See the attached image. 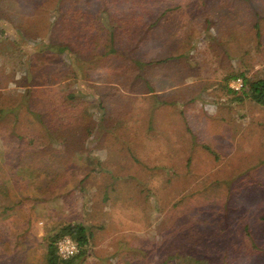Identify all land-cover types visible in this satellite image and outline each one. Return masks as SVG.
<instances>
[{
	"label": "rangeland",
	"instance_id": "obj_1",
	"mask_svg": "<svg viewBox=\"0 0 264 264\" xmlns=\"http://www.w3.org/2000/svg\"><path fill=\"white\" fill-rule=\"evenodd\" d=\"M68 1L0 0V97L21 102L26 67L39 84L33 113L73 98L85 111L61 143L22 121L39 135L33 145L0 135V205L19 202L0 214V264H46L67 224L92 233L77 264H264V105L237 100L225 82L264 78V0H182L191 6L172 13L185 21L171 23L166 46L160 29L90 71L55 46L34 50L57 3L92 15L104 3ZM141 1L146 19L155 0Z\"/></svg>",
	"mask_w": 264,
	"mask_h": 264
},
{
	"label": "trees",
	"instance_id": "obj_2",
	"mask_svg": "<svg viewBox=\"0 0 264 264\" xmlns=\"http://www.w3.org/2000/svg\"><path fill=\"white\" fill-rule=\"evenodd\" d=\"M57 1L60 2L63 0ZM65 1L69 2L68 0ZM70 1L75 2L77 0ZM141 2V0H114L110 3L108 0H104L102 7L95 15L87 14L86 11L82 10L80 7H74L71 4H66L67 8H61V5L57 3L54 19L49 25V29H47L48 42L44 40L33 44V46H35L34 50L53 51L52 47L55 46L57 49L54 50L59 52V54L69 53L71 56L75 57V62L77 61L81 64V69L90 71L101 65L105 68V64H102V58L108 54L123 53L129 55L131 51L129 46L133 44L132 42L135 43L138 38L143 42L157 38L155 32H159L158 30L160 29L169 31L168 34L163 35L165 38L162 39L163 41L160 45L161 47L166 46L170 41V31H173V25H171V23L174 21L176 23L174 26H178L181 25V22L183 23L185 21L183 17L180 20H178L179 18L174 19L172 13L178 12L184 6L191 5H184L182 0H155L154 2H150L153 4H151L152 6H155L154 9L146 19H143V16L136 14V6H139ZM128 5H130V7H127ZM118 12L120 13L118 14ZM102 13L107 21H105V24L102 22L103 20H100ZM178 14L179 13H177V15ZM142 26L146 32L141 36V33L136 30L140 29ZM53 38L56 40L53 41ZM2 39V30H0V42ZM119 44L130 45L121 50L119 49ZM167 60L168 57H162L150 60L149 63L154 62L162 64ZM24 69V79L20 80L27 88L24 90L21 102L10 106L6 104V100L0 97V135L4 136L6 140L17 142L18 144L24 143L33 145L35 140L39 138V135L34 136L32 133L21 131L20 126L22 121L23 123L27 122V124L37 123L43 127L41 139L45 142L61 143L66 141L67 127L83 119V115L85 114L84 109L78 106V99L73 98L74 93H64L63 95L66 99L73 98V101L64 105L65 107H57L52 111L39 113L38 115L33 113L34 111L30 105V101L34 93L37 92L35 86L39 84L36 83L37 79H33L35 77L33 75L31 76V72L28 71L30 74L28 76L26 67ZM236 77H242L244 80V88L240 91V94L236 95L237 100H242L243 96H247L255 103L264 105V78L250 80L244 77L243 73L230 74L225 77L226 86L227 82ZM83 80L94 81V79ZM112 80L120 79H105L107 82H111ZM142 80L146 83L147 89L151 91L152 87L149 85V81L147 82V79ZM4 83H6V79H4ZM41 86L46 85L45 83H41ZM227 90L237 94L229 89L228 86ZM156 100V102L163 104L160 100ZM98 104L104 111L105 106L102 102L99 101ZM22 109H25V113L28 114L23 118L25 122L21 119ZM15 205H19V202L16 204H9V201L2 202L0 205V214L6 213ZM64 235L72 236L80 247L78 254L68 260L60 259L55 247V242ZM89 237L90 235L83 225H65V227L61 229L60 236H54L46 244V264H77L78 261L83 260L88 250ZM159 264H167V262L163 261Z\"/></svg>",
	"mask_w": 264,
	"mask_h": 264
},
{
	"label": "built area",
	"instance_id": "obj_3",
	"mask_svg": "<svg viewBox=\"0 0 264 264\" xmlns=\"http://www.w3.org/2000/svg\"><path fill=\"white\" fill-rule=\"evenodd\" d=\"M229 89L240 92L244 88L242 77L231 79L228 83ZM56 252L60 259L68 260L78 254L80 247L78 242L70 235H64L55 242Z\"/></svg>",
	"mask_w": 264,
	"mask_h": 264
},
{
	"label": "crops",
	"instance_id": "obj_4",
	"mask_svg": "<svg viewBox=\"0 0 264 264\" xmlns=\"http://www.w3.org/2000/svg\"><path fill=\"white\" fill-rule=\"evenodd\" d=\"M168 79H171L170 77H168ZM86 228V227H85ZM86 230H87V228H86ZM87 232H88V234L90 235V237L89 238H91L92 237V233L90 232V231H88L87 230ZM90 241V240H89Z\"/></svg>",
	"mask_w": 264,
	"mask_h": 264
}]
</instances>
